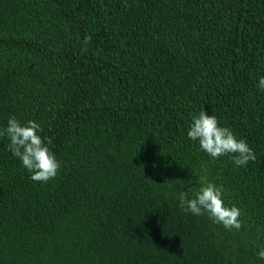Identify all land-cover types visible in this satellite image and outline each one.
Returning <instances> with one entry per match:
<instances>
[{
    "label": "trees",
    "instance_id": "obj_1",
    "mask_svg": "<svg viewBox=\"0 0 264 264\" xmlns=\"http://www.w3.org/2000/svg\"><path fill=\"white\" fill-rule=\"evenodd\" d=\"M261 77L264 0H0V128L61 164L34 182L0 137V264H264ZM202 109L256 160L190 140ZM205 172L239 231L178 207Z\"/></svg>",
    "mask_w": 264,
    "mask_h": 264
},
{
    "label": "clouds",
    "instance_id": "obj_2",
    "mask_svg": "<svg viewBox=\"0 0 264 264\" xmlns=\"http://www.w3.org/2000/svg\"><path fill=\"white\" fill-rule=\"evenodd\" d=\"M91 39L90 35L85 37L82 51L88 50L87 45ZM259 88L264 92V77L259 79ZM42 132L43 129L37 122L29 120L22 125L12 116L8 119L7 126L0 128V137L6 136L9 139V150L22 162V167L31 173L30 178L34 182L47 183L58 176L61 164L47 146L52 143V139L42 137ZM187 137L198 141L199 148L213 160L227 155L237 167L256 160L253 149L244 139H237L231 129L220 126L217 117L208 115L204 109L192 116ZM179 182L183 184V181ZM197 184L198 188H189L193 193L191 197L189 191L178 192V207L195 216L207 215L212 223L222 225L226 230L239 231L243 226L241 210L234 205H225L224 187L211 182L206 172L199 176ZM257 255L264 260V248Z\"/></svg>",
    "mask_w": 264,
    "mask_h": 264
}]
</instances>
